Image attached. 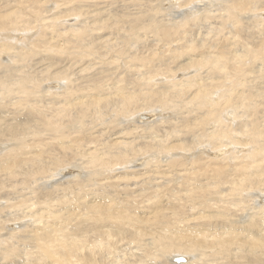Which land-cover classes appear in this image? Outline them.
<instances>
[{
  "label": "bare ground",
  "instance_id": "bare-ground-1",
  "mask_svg": "<svg viewBox=\"0 0 264 264\" xmlns=\"http://www.w3.org/2000/svg\"><path fill=\"white\" fill-rule=\"evenodd\" d=\"M1 1L0 264H264V0Z\"/></svg>",
  "mask_w": 264,
  "mask_h": 264
},
{
  "label": "rangeland",
  "instance_id": "rangeland-1",
  "mask_svg": "<svg viewBox=\"0 0 264 264\" xmlns=\"http://www.w3.org/2000/svg\"><path fill=\"white\" fill-rule=\"evenodd\" d=\"M0 3H2L1 0H0ZM2 4H3V3H2ZM2 4H0V5L3 6L4 4H3V5H2ZM51 12H52V11H51ZM51 12L48 11L47 14L50 15ZM32 33H34V35L37 36L38 33H39V29H36V28H35V29L33 30ZM35 33H36V34H35ZM2 35H3V34H2ZM1 40H3V42H5V40H6V41H9L10 39H9V38H4V39H1ZM3 42H1V43H3ZM0 59H1V58H0ZM36 73H40V72H36ZM147 113H148V112H147ZM170 116H171V114L168 115V117H170ZM141 119H142V118H141ZM156 119H157V118H156ZM156 119L153 118L154 121H153V120L148 121L149 123L152 122V123L154 124V128L157 126V128H155V129H156V130L158 129V130L156 131V130L153 128L152 130H154V131H152V132H154V133H157V132H158L157 135L159 136V134H160L159 137H161V138L164 137V138H165L164 135H165V131H167V130H166V129H167V124H166V123H163L164 125L161 126L162 123H161V124L158 123V119H157V120H156ZM145 120H146V119L143 118V120L137 121L136 123H138V124H140V122H141V124L147 123V121L145 122ZM142 122H143V123H142ZM158 126H159V127H158ZM165 126H166V128H165ZM163 129H165V130H163ZM162 130H163L164 132H163ZM159 131H160V132L162 131V132H161V133L163 134L162 136H161V133H159ZM170 155H171V158H173V159L176 158V160H178V158H181V157H182L179 153H172V154H170ZM189 157H190V156H188L186 159L189 160ZM162 158H163V156H162ZM168 159H169V158H165V159L163 158V161L165 162V160H168ZM164 162H163V163H164ZM164 165H165V164H164ZM119 169H120V170H118L117 167H114L113 170H112V173L115 174V178H117L119 182H124V181H125V179H124V176H125V169H124V170L121 169V168H119ZM117 170H118V171H117ZM121 170H122V171H121ZM120 171H121V172H120ZM69 175H70V174H69ZM66 176H68V175H66ZM184 256H185V255H184ZM185 257H187V255H186ZM183 263H184V262H183ZM181 264H182V263H181Z\"/></svg>",
  "mask_w": 264,
  "mask_h": 264
}]
</instances>
